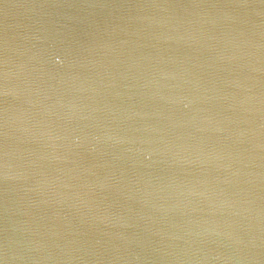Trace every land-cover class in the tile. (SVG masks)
Wrapping results in <instances>:
<instances>
[{
    "label": "water",
    "instance_id": "1",
    "mask_svg": "<svg viewBox=\"0 0 264 264\" xmlns=\"http://www.w3.org/2000/svg\"><path fill=\"white\" fill-rule=\"evenodd\" d=\"M0 264H264V0H0Z\"/></svg>",
    "mask_w": 264,
    "mask_h": 264
}]
</instances>
